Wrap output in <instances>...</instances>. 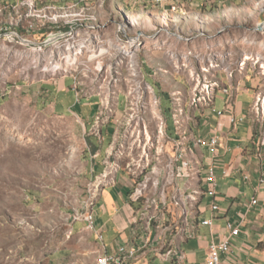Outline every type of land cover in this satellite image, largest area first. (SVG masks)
Masks as SVG:
<instances>
[{
    "label": "rangeland",
    "instance_id": "rangeland-1",
    "mask_svg": "<svg viewBox=\"0 0 264 264\" xmlns=\"http://www.w3.org/2000/svg\"><path fill=\"white\" fill-rule=\"evenodd\" d=\"M175 2L178 10L169 11L150 0H0V264H74L80 259L83 264H92L85 260L88 244L75 235L76 231L72 233V228L77 217L93 206L99 188L115 184H99L98 178L106 168L113 170L108 179L121 168L124 171L129 160L135 165L129 166L130 175L148 170L141 173L139 181L152 177L153 191L143 199L146 202L150 196L146 204L153 203L161 194L162 180H157L169 160L167 145L171 144L167 133L176 134L172 104L169 106L167 99L170 103L175 93L180 94L186 105L190 74L206 63L219 65L214 71L225 79V68H236L241 56L260 54L264 63V0ZM74 4L86 7L87 12L98 16L99 23L103 21L108 26L97 33L87 28L90 21H79L70 43L85 45L83 49L79 48L72 58L60 59L58 66L56 61L47 66L53 60L48 36L69 26L59 16L54 19V14L60 7ZM165 6L172 8L169 3ZM127 13L140 16V27L121 25L128 24ZM137 35L141 39L140 63L150 80L147 84L152 86L146 89L145 101L139 107L141 127L147 126L152 136L149 144L155 158L151 165L149 161L140 162L139 152L149 140L145 132H139L135 122L138 113L133 114L134 118L131 115L130 74L126 63H120L118 38L127 40ZM67 37L68 34L63 39ZM65 47L61 53L66 55ZM100 49L107 50L100 55ZM101 60L105 67L97 75L95 66ZM65 65L68 72L64 71ZM55 66L58 70L53 76ZM259 68L260 65H250L241 75L255 79L264 90ZM147 70L154 75H148ZM69 72V76H79L76 87L81 98L97 95L100 99L104 115L101 122L95 121L93 130L76 113L59 114L53 104L39 100L38 86L42 81L68 76ZM73 80L71 76L65 81L70 86ZM64 94H59L64 103L75 99L73 91ZM252 94H241L238 102H250ZM224 97L220 89L217 108L223 105ZM103 100H108L109 105ZM138 106L135 105L137 110ZM86 109L91 111L90 106ZM112 119V138L105 142L110 160L103 158L105 168L98 175L91 169L101 158L95 156L98 145L104 142L99 133L102 125ZM142 154L141 160H147ZM205 255L199 251L197 262L204 261Z\"/></svg>",
    "mask_w": 264,
    "mask_h": 264
},
{
    "label": "crops",
    "instance_id": "crops-1",
    "mask_svg": "<svg viewBox=\"0 0 264 264\" xmlns=\"http://www.w3.org/2000/svg\"><path fill=\"white\" fill-rule=\"evenodd\" d=\"M171 3V2H169ZM238 60V58H237ZM147 74L153 76L150 70ZM222 74V73H221ZM218 74L223 79L224 85L227 82L224 75ZM245 74V72L243 73ZM67 77L63 76L49 78L41 82L39 87V100L53 104L54 110L59 114L76 113L84 122L90 125V130L95 126L96 117L100 111V99L97 95L84 97L79 102L77 100L74 80L71 85L66 83ZM242 77L241 73L235 79L234 84L240 83L241 91L236 97L234 109H227L223 116L217 115L212 109L198 112L195 110L197 120L194 125L187 121L192 137L196 140H202L200 136H211L215 133L221 136V145L216 157L217 175H218V195L216 202L220 205L219 213L212 212L210 208L209 196L203 197V216L214 218V227L200 225L198 235L192 239H184L181 234H173V222L177 226L180 221V228H187L190 222L198 223L200 204L202 200V185L206 186L204 181L205 170L200 159L204 158L206 165L213 161V151L203 148V142L196 145L195 157L199 161L196 164L199 176L193 181L194 190L197 188L200 193L196 200L188 202L189 213H182L173 203L169 211L165 214L163 211L154 212L156 220L164 222V230L156 228V224L147 227L146 220L142 216L149 210L148 203L144 200L133 202L129 197V191L133 186V180L125 172L119 171L116 175V184L105 185L99 188L94 201L93 210L96 216L95 229L87 226L83 220H76L73 224L72 233L81 237L85 244H88L84 253L85 260L92 264H97L99 256L104 253L113 254L117 252L122 245L138 247V255L130 259L128 264L134 261L140 264H178L175 256H170L168 252L172 246L178 247V254H185V264H204L209 251L210 242L213 236L222 238L227 232V222L233 221L242 224L243 232L233 239V252L226 257V264H264V143H262V130L259 125L249 116L251 105L254 103L257 92L262 88L258 87L260 83L255 79L249 80ZM150 82V80L148 79ZM73 91L75 99L63 102L59 94ZM219 92V90H218ZM217 92V94H218ZM253 93L250 102L239 103L238 98L243 93ZM65 96V94H64ZM169 99V98H168ZM168 105L171 106V101ZM226 95L223 105L216 107L217 98L214 104L216 110L226 107ZM87 106L91 107L89 111ZM188 106V104H186ZM84 107V109H83ZM166 108V107H165ZM203 109V108H202ZM170 110V107L167 109ZM166 110V112H167ZM120 108L117 110L119 116ZM252 114V113H251ZM233 115L245 117V120L236 126L231 122ZM115 119L109 123H104L100 129L99 139L103 140L98 145L95 153L96 157L101 158L96 162L95 167L91 169L92 173L101 174L104 171V159L107 157L106 141H110L115 128ZM105 156V157H103ZM104 158V159H103ZM187 170V168L185 167ZM183 168V170H185ZM226 172V173H225ZM97 175V176H98ZM188 176V172H187ZM187 177L183 180V190L191 194L193 188L186 185ZM255 197H258L259 204L250 206L248 203ZM155 203V200L154 202ZM153 213V211H152ZM153 215V214H152ZM181 215V217H180ZM160 222V223H161ZM213 230V231H212ZM169 231V232H168ZM100 232L103 238H100ZM199 251L205 252V259L201 263L197 262ZM74 264H83L82 259L75 261Z\"/></svg>",
    "mask_w": 264,
    "mask_h": 264
},
{
    "label": "built area",
    "instance_id": "built-area-1",
    "mask_svg": "<svg viewBox=\"0 0 264 264\" xmlns=\"http://www.w3.org/2000/svg\"><path fill=\"white\" fill-rule=\"evenodd\" d=\"M155 2H163V1H170L174 4H176V9L179 8V5L175 2V0H150ZM71 28L68 27L66 30H59L57 32H52L47 39H54V38H61L67 34V32ZM133 38V37H132ZM26 40V39H24ZM27 41V40H26ZM107 49H100V55L103 51ZM99 55V56H100ZM57 60V53L53 55V60L49 62L47 66H53V62ZM71 62V61H70ZM250 66V65H248ZM46 67V66H45ZM124 67V65H123ZM122 69V68H117ZM213 72V78H220L218 75V71H212ZM70 72L68 73L69 76ZM74 78V88L76 89V78H78L77 75H71ZM258 76H260L258 72ZM234 80H232L229 85H224L223 79L220 78V89H223L226 95V107L220 110H216L214 108V104L217 98V93L214 94L213 97H208V101L204 103L203 109H198V112H203L207 109H212L217 113L219 116H223L227 109H234V103L236 101V97L238 93L241 91V85L234 84ZM117 82V81H115ZM149 83L146 79V74L141 80L140 87L142 89H152V86L147 84ZM208 82H202L201 79V85H206ZM146 85H148L146 87ZM262 85V84H261ZM77 92V89H76ZM200 93L198 92V99H199ZM81 94H77V100L78 102L81 100ZM192 100L196 99H190V103L187 106L188 110V119L190 122L194 125L195 121L197 120L196 113H189V106H192ZM141 101H145V98H140V105L138 106V116L135 120L137 127H139V132H147V127H141V120L139 119V107L141 106ZM264 108V105L261 107ZM166 109V108H165ZM249 116L259 125V127L262 130V143H264V117L263 119H255L253 114H251V108ZM116 119V118H115ZM245 120V117H237L236 115H233L231 118V122L236 126L237 124L243 122ZM168 136V144H171V146L167 148L169 150V160H167L163 170L162 174L159 176L162 180V187H161V194L156 195L155 203H149V210L145 213L144 216H142L143 220H146L147 227H150L154 223L156 224V228L159 230H164V222H161L160 220H156L153 216H156L154 212H160L163 211L165 214L169 211L171 207V203L175 204L182 213H189V206H188V194L183 192V180L185 177H187V170H183L182 163L178 159V142L176 140V136H174L173 132L167 133ZM203 142V148H208L213 151V161L206 165L204 158L200 159L202 165L204 166L205 170V177L204 181L206 186L202 185V200L200 204V213H199V220L198 223H191L190 222V214H189V224H187V228H180V221L178 220L179 224L176 226L173 222L172 224V230L171 232L173 234H181L184 239H192L195 238L198 235V228L200 225L203 226H209L211 229L214 227V218L212 217H204L203 216V197L209 196L211 198L210 200V208L212 212L219 213L221 210L220 205L216 202V196L218 195V175H217V164H216V157L218 149L221 145V136L217 133L211 135V136H200ZM151 141H146L145 146L146 148L143 149V152L140 153V162L141 161H149L150 165L152 161L155 158V154L152 152V145H150ZM134 144H136V141H133ZM141 143V142H139ZM152 144H156V142H153ZM147 146L148 150H147ZM141 153H148V160H141ZM129 166H135L131 164V160L128 161L127 165L124 168V171L121 168L122 172H125L128 177H130L134 182L133 186L129 191V197L133 202L138 203L139 194H146L148 191H153L152 185H150V181L146 182V185H139V176L142 172H148V170H137V175H130L129 174ZM168 169H177V178L176 179H169L168 176ZM226 173V172H225ZM262 182H264V178L262 179ZM194 191V187H193ZM250 206H256L259 204L258 197L253 198L249 203ZM94 206V204H93ZM93 206L89 208L87 215L83 217H77V220H83L86 223H96V216L95 212L93 210ZM153 211V213H152ZM153 214V215H152ZM181 217V215H180ZM161 222V223H160ZM242 224L235 223L233 221H228L226 224L227 232L225 233V236L222 238H217L213 236L212 241L209 245V251L208 256L204 262V264H226V257L229 256L233 252V239L234 237H237L242 234L243 228ZM213 231V230H212ZM169 232V231H168ZM100 238H103V234L100 232ZM170 256H175L176 260L178 261V264H185V254H178V247L172 246V249L168 252ZM138 255V247L136 246H127L122 245L120 246L119 250L113 254H108L101 262V264H118V259H125V264H128L130 259L137 257Z\"/></svg>",
    "mask_w": 264,
    "mask_h": 264
},
{
    "label": "bare ground",
    "instance_id": "bare-ground-1",
    "mask_svg": "<svg viewBox=\"0 0 264 264\" xmlns=\"http://www.w3.org/2000/svg\"><path fill=\"white\" fill-rule=\"evenodd\" d=\"M155 2V1H153ZM170 1H163V2H155L157 5L162 6V8L167 9L169 11L172 10H178L176 9V4L174 3H169ZM167 3L172 5L171 9H168L167 6H165ZM59 16L61 20L64 19V23L69 25L66 26L67 29L70 27L71 29L67 32L68 37L63 39L61 38H54V39H49V42H52V51L53 55L57 53V66L59 64V60L62 59L63 57H66L67 59L72 58L74 54H77V52H80V49H83L85 45L82 47H77L75 44H71L70 41L74 39L75 36V30H78V22H88L90 21V24L88 25L91 29H96L97 33H99L101 30L104 28H107L108 24L104 23L102 24L99 23L98 21V16L96 14H92L90 12H87L86 7H80L78 4H74L71 6L67 7H60L59 10L57 9L55 14H54V19ZM76 16L77 18L73 22V24H68L69 22L72 21L73 17ZM127 23L128 27L130 29L132 28H138L140 27V16H134L130 15L127 13ZM71 19V20H70ZM125 33L127 34V31L125 29ZM97 37L96 39H99L97 34H95ZM133 37V38H132ZM129 39H121L120 37L118 38V42H120V63L125 64L127 70L129 71L130 74V80H131V96H132V110L133 112L131 113L132 117L134 118L135 113H138V110L135 108V105L138 106V102H140V98H144V95L146 93V89H142L140 87L141 80L145 76V73L142 69L141 63H140V51H141V39L140 36H131L128 37ZM63 40L66 43H63ZM89 40V37L86 39ZM68 42V43H67ZM74 43V42H73ZM79 44V43H78ZM81 45V44H80ZM65 47V54H62V48ZM79 46V45H78ZM119 47V46H118ZM80 48V49H79ZM77 50V51H76ZM248 65H255L258 66L260 65L259 68V73L260 75L264 78V63L262 62V58L260 54L254 55V54H246L244 56H241L238 58L236 62V68H233L231 66H227L225 68V71L227 73V77L229 79H233L238 73H243L247 68ZM57 66L54 67L53 69V76L57 73ZM219 65H215L213 62L210 64L206 63L204 66L201 68L194 69L191 74V87H190V94L188 98V105L190 103V99H196L192 100V106H189V113L204 108V103L208 101V97H213L214 94H216L219 90L220 87V78H213V72L214 69L217 68ZM97 69V75L103 71L105 67V63L101 60L97 62V65L95 66ZM68 65H65L64 71L68 72ZM45 70H48V67L46 66L44 68ZM217 71V70H216ZM55 78V77H52ZM201 79L202 82H208L206 85H201ZM237 85H240V83H237ZM264 87V85H263ZM77 89V87H76ZM198 92L200 93L199 99H198ZM78 94L79 91H78ZM103 104L109 105L108 100H103ZM171 104H172V111H173V119L175 123V129H176V140L179 144L178 146V159L182 163V167L185 169L187 168L188 176L186 179L187 182L186 185L189 187L193 188V181H195L196 177L199 176L198 170H196V164H199V161L197 158L194 156L195 155V147L196 145L200 144L202 140H196L192 137L190 133V129L187 126L188 123V110L186 109L187 106L183 105L182 103V98L180 94H176L172 96L171 99ZM264 105V90L260 89L255 97L254 103L251 105V113L253 114L255 119H263L264 117V108H261ZM101 113L99 112L97 117H96V122L99 123L101 122L100 120L102 119L101 116L104 115V110L101 108ZM157 114V112H156ZM147 127V126H145ZM165 135L164 128L161 129V137ZM146 138L150 141L152 139V136L147 128V132H145ZM159 153V152H158ZM146 157L148 160V153H143L142 157ZM108 159V160H107ZM107 162L110 160V158H106ZM186 170V169H185ZM113 171V170H112ZM111 170H108L106 168L105 172L102 174L98 180L101 181L99 184L102 182L104 183H115L116 181L113 180L116 178V176L108 177L110 176V173H112ZM117 174V173H116ZM169 179H176L177 178V169H170L168 173ZM102 178L104 179L102 181ZM152 177L146 176L144 180L139 181V185H146V182L151 181ZM160 177L158 178L157 182H159ZM156 183V182H155ZM106 185V184H105ZM104 185V186H105ZM183 192H187L186 189L183 190ZM200 193V190L197 188L194 190L191 194H188V202H192L193 200L197 199L198 194ZM145 194H139V199L138 202L141 200H144ZM150 196L146 197V202L147 199H149ZM146 202H144L146 204ZM86 211L83 215H79V217H83L87 215ZM88 227L95 229V224L94 223H86ZM100 237V235H99ZM108 255V253H104L101 256H99L98 259V264H101L102 260ZM118 264H125V259H118Z\"/></svg>",
    "mask_w": 264,
    "mask_h": 264
},
{
    "label": "water",
    "instance_id": "water-1",
    "mask_svg": "<svg viewBox=\"0 0 264 264\" xmlns=\"http://www.w3.org/2000/svg\"><path fill=\"white\" fill-rule=\"evenodd\" d=\"M121 25H122L123 27H128V24H126V23H121Z\"/></svg>",
    "mask_w": 264,
    "mask_h": 264
},
{
    "label": "trees",
    "instance_id": "trees-1",
    "mask_svg": "<svg viewBox=\"0 0 264 264\" xmlns=\"http://www.w3.org/2000/svg\"><path fill=\"white\" fill-rule=\"evenodd\" d=\"M168 97V96H167ZM169 100V99H168Z\"/></svg>",
    "mask_w": 264,
    "mask_h": 264
}]
</instances>
